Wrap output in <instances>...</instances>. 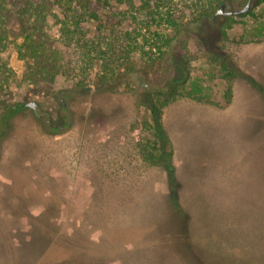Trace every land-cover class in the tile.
Listing matches in <instances>:
<instances>
[{"label": "rangeland", "instance_id": "1", "mask_svg": "<svg viewBox=\"0 0 264 264\" xmlns=\"http://www.w3.org/2000/svg\"><path fill=\"white\" fill-rule=\"evenodd\" d=\"M184 2L170 13L187 15ZM111 6L99 12V55L82 58L49 29L69 76L86 74L82 88L64 76L26 96L30 85L0 93V264H264V3L235 17L226 41L220 21L189 36L191 53L198 40L218 41L236 76L198 59L179 96L159 98L171 172L158 160L150 113L136 105L143 88L91 85L117 73L118 46L139 51L141 27L151 25L147 43L156 40L143 11ZM81 28L95 38L94 24ZM8 64L20 81L15 53ZM14 103L25 107L5 124L3 105Z\"/></svg>", "mask_w": 264, "mask_h": 264}, {"label": "trees", "instance_id": "2", "mask_svg": "<svg viewBox=\"0 0 264 264\" xmlns=\"http://www.w3.org/2000/svg\"><path fill=\"white\" fill-rule=\"evenodd\" d=\"M246 1L185 0L184 11L188 13L179 17L176 13H170L174 0H114L117 7L136 8L143 11L147 19L156 22L157 28L152 33L156 40L147 43L145 36L149 34L151 25L141 27L139 31L145 32V35H139V51H123L118 46L116 51L122 56V63L117 73L108 79L101 74L91 85L99 93L113 91L125 83L131 84L132 81L143 88L145 92L137 94L136 105L145 108L151 115L154 137L159 141L158 160L165 164L169 172L172 170V153L166 150L168 138L162 127V114L157 101L162 98L168 104L179 96L180 89L190 76L191 62L198 59L218 64L228 80L236 76L235 70L215 50L218 49L219 42L226 41V29L232 26L235 17L215 18V13L222 5L230 3L238 7ZM256 2L262 4L264 0ZM111 9V0H0V93L9 91L12 86L21 89L30 85L32 89L27 88L24 91L26 96L27 92H38L40 84L56 87L61 85L66 80L63 79L64 76L69 77V82L74 84L73 91L82 88L86 74L79 69V73L69 76L73 70L67 68L68 63L64 60L66 51L55 47L50 41L49 29L51 26L58 28L59 37L64 40L65 47L82 58L99 55L101 49L94 40L105 31L102 27L103 15H99V12L103 10L108 13ZM162 9H166L164 13ZM249 14L250 12L238 18ZM216 21H220L216 31L219 42L215 41L209 47L198 40L197 50L191 53L188 49L189 36H199V29L204 24H213ZM85 23L95 26L96 36L93 40L87 39L81 31V25ZM161 26H166L170 34L160 31L158 27ZM174 48L178 49L176 55L173 53ZM12 53L23 63L24 70L20 81L8 64ZM175 70L179 71V77L175 76ZM24 107L22 103L3 105L5 124L13 113Z\"/></svg>", "mask_w": 264, "mask_h": 264}, {"label": "water", "instance_id": "3", "mask_svg": "<svg viewBox=\"0 0 264 264\" xmlns=\"http://www.w3.org/2000/svg\"><path fill=\"white\" fill-rule=\"evenodd\" d=\"M254 0H247L240 9H230L228 5L220 6L216 13L215 18L219 16L239 17L249 13L253 7ZM29 107H34L33 103L28 104Z\"/></svg>", "mask_w": 264, "mask_h": 264}, {"label": "flooded vegetation", "instance_id": "4", "mask_svg": "<svg viewBox=\"0 0 264 264\" xmlns=\"http://www.w3.org/2000/svg\"><path fill=\"white\" fill-rule=\"evenodd\" d=\"M221 17H225V16H221Z\"/></svg>", "mask_w": 264, "mask_h": 264}]
</instances>
